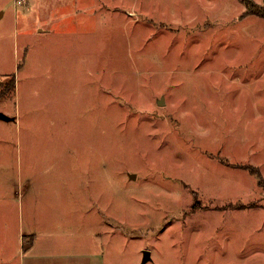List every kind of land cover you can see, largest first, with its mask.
<instances>
[{
    "label": "rangeland",
    "instance_id": "obj_1",
    "mask_svg": "<svg viewBox=\"0 0 264 264\" xmlns=\"http://www.w3.org/2000/svg\"><path fill=\"white\" fill-rule=\"evenodd\" d=\"M0 11V218L42 188L106 264H264V0Z\"/></svg>",
    "mask_w": 264,
    "mask_h": 264
},
{
    "label": "crops",
    "instance_id": "obj_2",
    "mask_svg": "<svg viewBox=\"0 0 264 264\" xmlns=\"http://www.w3.org/2000/svg\"><path fill=\"white\" fill-rule=\"evenodd\" d=\"M36 181L42 183V178ZM38 195V198L25 200L26 208L1 210L9 211L13 219L0 218V264H106L103 236L107 230L103 222H95L93 217L89 219L93 213L87 210L84 216L91 225L89 228V223L84 221L82 224L87 231L80 236L77 226L73 230L72 226L77 223L69 215L62 218L64 223L45 221L42 215V188ZM8 226L14 229V233L9 234L10 243L6 245L3 231H7Z\"/></svg>",
    "mask_w": 264,
    "mask_h": 264
},
{
    "label": "trees",
    "instance_id": "obj_3",
    "mask_svg": "<svg viewBox=\"0 0 264 264\" xmlns=\"http://www.w3.org/2000/svg\"><path fill=\"white\" fill-rule=\"evenodd\" d=\"M16 74L13 73L8 80L0 81V97L5 96L7 92L15 90L16 87Z\"/></svg>",
    "mask_w": 264,
    "mask_h": 264
},
{
    "label": "water",
    "instance_id": "obj_4",
    "mask_svg": "<svg viewBox=\"0 0 264 264\" xmlns=\"http://www.w3.org/2000/svg\"><path fill=\"white\" fill-rule=\"evenodd\" d=\"M0 116L4 117L3 114H0ZM150 258H151V251L148 250V249L144 250V257H143V260H142V264H145Z\"/></svg>",
    "mask_w": 264,
    "mask_h": 264
},
{
    "label": "built area",
    "instance_id": "obj_5",
    "mask_svg": "<svg viewBox=\"0 0 264 264\" xmlns=\"http://www.w3.org/2000/svg\"><path fill=\"white\" fill-rule=\"evenodd\" d=\"M25 3V0H16V4L17 5H21V4H24Z\"/></svg>",
    "mask_w": 264,
    "mask_h": 264
}]
</instances>
